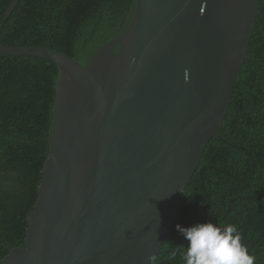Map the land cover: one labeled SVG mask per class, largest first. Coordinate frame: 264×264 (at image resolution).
Returning a JSON list of instances; mask_svg holds the SVG:
<instances>
[{
    "label": "water",
    "instance_id": "water-1",
    "mask_svg": "<svg viewBox=\"0 0 264 264\" xmlns=\"http://www.w3.org/2000/svg\"><path fill=\"white\" fill-rule=\"evenodd\" d=\"M259 9L258 0H137L131 26L86 66L5 45L0 27L1 53L61 69L25 246L0 264H150L220 135Z\"/></svg>",
    "mask_w": 264,
    "mask_h": 264
},
{
    "label": "trees",
    "instance_id": "trees-1",
    "mask_svg": "<svg viewBox=\"0 0 264 264\" xmlns=\"http://www.w3.org/2000/svg\"><path fill=\"white\" fill-rule=\"evenodd\" d=\"M0 0L5 45L89 58L133 23L137 0ZM220 135L208 144L153 264H183L177 225H235L264 264V0ZM122 44L113 49L119 53ZM61 69L47 59L0 52V260L25 246L48 159Z\"/></svg>",
    "mask_w": 264,
    "mask_h": 264
},
{
    "label": "clouds",
    "instance_id": "clouds-1",
    "mask_svg": "<svg viewBox=\"0 0 264 264\" xmlns=\"http://www.w3.org/2000/svg\"><path fill=\"white\" fill-rule=\"evenodd\" d=\"M176 227L187 241L180 252L183 264H255V256L241 242L235 225L207 222ZM149 261L153 264L154 257L150 256Z\"/></svg>",
    "mask_w": 264,
    "mask_h": 264
}]
</instances>
